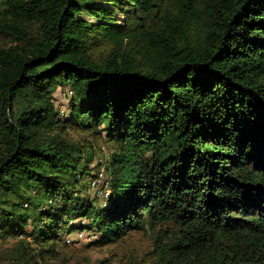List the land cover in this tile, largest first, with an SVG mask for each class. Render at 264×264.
Segmentation results:
<instances>
[{
    "label": "trees",
    "instance_id": "obj_1",
    "mask_svg": "<svg viewBox=\"0 0 264 264\" xmlns=\"http://www.w3.org/2000/svg\"><path fill=\"white\" fill-rule=\"evenodd\" d=\"M77 229L120 264H264V0H0L5 264H82Z\"/></svg>",
    "mask_w": 264,
    "mask_h": 264
},
{
    "label": "rangeland",
    "instance_id": "obj_2",
    "mask_svg": "<svg viewBox=\"0 0 264 264\" xmlns=\"http://www.w3.org/2000/svg\"><path fill=\"white\" fill-rule=\"evenodd\" d=\"M80 16L82 19H85L89 22L93 21L85 13H82ZM66 91H68V88H58L54 93L55 104L63 113H67V100L69 98V94H67ZM97 163H99V159L92 162L89 168V175L85 176L82 179L80 186H78V190H80L79 193L81 195L94 198V191L89 189V181L90 179L94 178L96 171H98L92 170V168L95 167ZM81 186H84V189H82ZM97 203L99 204L102 202L99 201ZM81 222H83V226L88 223L86 219H77L74 221V223L79 224V226L81 225ZM78 231L82 232L83 234H86V236L76 239L75 233ZM66 238L69 239V243H67L66 245L69 244L72 248L76 250V260L80 257V263H82V259H84V262L82 264H120L122 262V260H119L120 251L118 249H114L113 247L92 248L90 246L99 238L98 234L95 231L81 229L70 230L67 234L65 233L63 235V242L66 241ZM16 245L17 244L12 238H7L5 240L0 241V264H5L6 259L8 258V253H10L11 250H14L17 247Z\"/></svg>",
    "mask_w": 264,
    "mask_h": 264
},
{
    "label": "built area",
    "instance_id": "obj_3",
    "mask_svg": "<svg viewBox=\"0 0 264 264\" xmlns=\"http://www.w3.org/2000/svg\"><path fill=\"white\" fill-rule=\"evenodd\" d=\"M108 186H109L108 177L103 170L97 172L94 175V178L90 179L89 181V189L94 191V198L101 201L103 205H106L107 199L109 198L110 195ZM82 224L83 222H81V225ZM83 236H86V234H83L80 231L75 233L76 239L82 238ZM64 243L65 244L69 243V239L66 238V241Z\"/></svg>",
    "mask_w": 264,
    "mask_h": 264
}]
</instances>
